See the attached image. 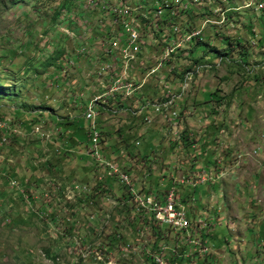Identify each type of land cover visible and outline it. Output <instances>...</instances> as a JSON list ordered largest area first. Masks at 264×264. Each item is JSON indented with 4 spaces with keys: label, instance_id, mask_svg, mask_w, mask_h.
Here are the masks:
<instances>
[{
    "label": "rangeland",
    "instance_id": "1",
    "mask_svg": "<svg viewBox=\"0 0 264 264\" xmlns=\"http://www.w3.org/2000/svg\"><path fill=\"white\" fill-rule=\"evenodd\" d=\"M13 1L0 0V264H149L157 236L142 229L147 221L128 189L86 154L88 137L79 146L63 132L67 122L83 121L87 103L118 75L97 67L109 57L108 44L118 54L123 25L111 18L122 8L130 34L142 37L129 71L140 86L124 93L126 108L100 111L94 122L119 120L121 128L127 108L148 120L135 115L138 131L126 140L118 128L103 139L124 149L115 157L121 168L136 166L132 182L168 185L175 178L166 190L175 188L177 204L192 214L191 237L206 248L198 258L200 247L187 246L184 264H264V1L158 0L157 9L166 8L159 18L157 0H73L54 24L52 10L62 0ZM143 17L156 28L145 29ZM197 29V37L182 40ZM197 41L203 44L191 52ZM90 52L102 57L85 68ZM74 53L82 54L79 69L69 59ZM158 59L167 65L149 75ZM64 60L70 70L58 67ZM212 92L224 101L207 100ZM166 95L175 103H164ZM152 139L153 154H142ZM101 160L102 167L110 162ZM159 229L165 243L183 250L178 233ZM174 254L167 264L179 262Z\"/></svg>",
    "mask_w": 264,
    "mask_h": 264
},
{
    "label": "built area",
    "instance_id": "2",
    "mask_svg": "<svg viewBox=\"0 0 264 264\" xmlns=\"http://www.w3.org/2000/svg\"><path fill=\"white\" fill-rule=\"evenodd\" d=\"M94 0H91V2H87L90 5L93 3ZM154 11V16L156 17H162L164 14V7H160L159 9H152ZM219 12L218 11H214ZM263 12H264V4H263ZM155 17V18H156ZM148 18V17H147ZM152 17V19H155ZM149 19L146 20V18L143 17V21H146L147 28H156L158 25L156 22H150ZM148 21V22H147ZM111 24H122L123 25V34H120L118 37V41H120V48L117 50L118 54H115V51H110V58L111 62H105V69H109V67H116L117 68V62L120 58L121 53H128L131 58H136L135 56V48L138 46L139 42H142V37L139 35V31L137 34H130L129 32V23H124V8L119 10L116 13V18H111ZM198 30H186L182 35V40H189L190 36H197ZM171 44V50L175 46V41L172 42V40L169 42ZM109 46V44H108ZM114 53V54H113ZM168 60V59H167ZM163 61L159 60L158 66H155L154 69H152L149 72V75L154 73L161 65ZM73 61L70 62L72 65ZM133 67V66H132ZM122 82H130L132 83L129 73H126L125 77H122L119 79V82L117 84H111L108 89L102 94H99L95 97V100L93 103H100V104H106L108 97L114 98L117 96V94H124L129 89H122ZM165 102L168 103V106L173 104L174 99L171 98H164ZM93 103L89 106L84 107V118L89 122V127L87 129V145L85 152L86 154L92 159L93 163L101 168L102 170L107 171V174L110 177H114L117 179L120 183H122L127 189L129 194L132 197L133 202V208L136 212L139 213H145L147 216L145 221H147V226H145L142 229H151V225H158L159 227L162 225H171L173 227L174 231H185V238L188 240H191V242L197 246L200 247L199 251V257L201 258L202 250L206 249L205 246L202 245L200 241L197 239H193L191 237L192 235V229H191V222L187 216L186 210L181 206L177 204V193L174 187H171L170 189L166 190L161 197L154 196L153 200H145V193L144 192H138L135 190L134 184L131 181V177L128 172L124 171L119 163L115 160V158H109L103 149L99 148V136L102 135L101 131L97 127V124L95 121L96 114L98 113L97 110H93ZM155 110H159V105L155 104ZM111 110L112 112H116L117 110H113L112 106L107 105V110ZM141 110V109H140ZM143 112L139 113V117L142 116ZM176 112L172 111V115H175ZM144 119L148 120L147 116H143ZM169 120V119H168ZM101 159H110V167H102L101 166ZM205 180V177L204 179ZM201 180V181H202ZM196 182H199V179H196ZM108 216V215H107ZM149 253L150 258L154 261L155 264H167L168 257L167 255H173V246L168 245L167 243L161 244L156 251L149 250L147 251ZM91 251H88V254H90ZM97 257L101 256V253L94 252ZM173 253V254H172Z\"/></svg>",
    "mask_w": 264,
    "mask_h": 264
},
{
    "label": "crops",
    "instance_id": "3",
    "mask_svg": "<svg viewBox=\"0 0 264 264\" xmlns=\"http://www.w3.org/2000/svg\"><path fill=\"white\" fill-rule=\"evenodd\" d=\"M113 26H115V25H113ZM118 27V26H117ZM144 28H147V25H145V27ZM112 38V37H111ZM115 39L117 40V38L115 37ZM116 44H118V41H116ZM111 49H113L112 48V44H109V49L107 50V51H109L108 52V56H110V50ZM104 55V54H103ZM70 56V57H69ZM69 59H72V60H74V64H77L78 62H79V60H78V58L79 57H81L82 56V54L81 55H78V54H69ZM105 56V55H104ZM99 57H102V56H98L97 54H95L94 52H90V53H88V54H84L83 55V58H82V60H81V62L84 64L83 66L85 67V66H87V63L88 64H90L91 62H93L95 59H97V58H99ZM128 59V60H127ZM133 59H135V58H133ZM132 58H131V56H129V55H126V56H120V58L118 59V62H117V68L116 67H111L110 69H107L104 73H106V74H110L111 72H115V73H118V75L117 76H112V80L111 81H109V86L111 85V84H114L115 82H116V80H118V79H121L122 77H120L119 76V74L120 73H123V75H126V73H129V71H131L132 69V62H134V61H132V62H130L131 60H133ZM159 60V59H158ZM157 60V61H158ZM104 62H101L99 65H98V67H97V69H98V74H99V69H100V67L102 66V65H105V62H111L112 60H111V58L110 57H105V59L103 60ZM157 61H156V63H155V65L153 66V67H155L156 65H157ZM167 60H165L164 62H163V64H162V66H164V65H167L165 62H166ZM61 63H63V65H61V66H58L59 68H60V70H64V69H62V67H65L66 69L68 68L67 66H65V64H66V60H64V61H62ZM77 66H78V68L77 69H79L80 68V66H79V64H77ZM161 66V67H162ZM153 67H151V68H153ZM160 67V68H161ZM86 68V67H85ZM150 68V69H151ZM159 68V69H160ZM69 70H70V68H68ZM67 69V70H68ZM62 74H64V73H62ZM68 75H70V72L68 73ZM123 77H125V76H123ZM146 77V76H145ZM65 82L67 81V80H71V78H67L66 76H65ZM144 80V79H143ZM91 83V81H88V83ZM141 82H144V81H141ZM135 91L139 88V86H140V83H137L136 81H135ZM101 87H103V84H102V86ZM107 89H101V92L103 91H106ZM99 95V94H98ZM98 95H95V97L96 96H98ZM123 96H124V94H117V96H115L114 98H111V97H108L109 99L107 100V105H110V106H112V109L113 110H117L116 112H112L111 110H107V105L106 104H100V103H93L94 102V100H95V97H93L88 103H87V105H91L92 103H93V110H97V112H100V111H106V112H110V113H112V114H110V115H115V113H117L119 110H118V108H126V105H125V98H123ZM166 98H169L168 97V95H166ZM148 102H150L149 100H147ZM147 102V103H148ZM144 103V102H143ZM86 105V106H87ZM164 108H167V107H164ZM125 110H127L128 111V114L130 115H128V116H122V115H119V117H122V121H121V123H120V125H119V127H121V128H118V126H116V122L117 121H119V120H116V121H107L106 119H104V120H106V121H101V120H99V121H96V123H97V127L99 128V130L101 131V133L103 134H106V133H108V135H109V133L110 132H114V131H116V128H118V129H121L120 130V132H122V129H123V136H124V140H126L129 136H131V135H134L137 131H138V129H137V126L135 125V121H136V119H138V118H143L144 119V117H139V113H140V109H138V110H136V111H132V113H133V115L131 114V111L127 108V109H125ZM135 115H138V118H136V116ZM37 117H35V118H37V119H39V118H42V117H39V115H36ZM45 118V117H44ZM193 118V117H192ZM199 118L200 117H196L195 118V120L194 121H199ZM82 119H83V121H81V119H80V121H72V122H67V124H64L63 125V127H66V130H63V132H65L64 134L68 137V143L69 144H72V143H77L79 146H84L85 144H86V142L84 141L85 139H86V141H87V126H88V121L84 118V117H82ZM83 122V123H82ZM166 127H167V129L165 130V131H169V129H170V127L169 126H167L166 125ZM163 130V129H162ZM117 132V131H116ZM129 132H131V133H129ZM114 134V133H113ZM140 134L142 135V136H146V135H149V136H151L152 138H154V137H157V139L159 138L158 137V133H157V131H155L154 129H151V130H148V129H142V131L140 132ZM107 135V136H108ZM83 136V137H82ZM83 139V140H82ZM153 140V141H152ZM152 140H149V142H148V145H147V147H146V150L145 149H142L141 150V152H142V154H147V153H149L148 155H152L153 154V152L151 151V147H152V145H153V143L155 142L154 141V139H152ZM102 142H100V145H99V148L100 149H105L106 150V152H107V156L108 157H113V158H115L117 155V151L119 152V153H121L124 149L123 148H121V146H120V148L118 149V147H114V144L112 143V142H110L109 141V139L108 140H106V139H103V137H102V140H101ZM131 141H133V140H131ZM131 141H129V142H131ZM82 142V143H81ZM102 143H103V145L105 146V147H103L102 146ZM71 146V145H70ZM72 148V147H71ZM84 155H85V152H82ZM148 156H146V158H147ZM108 160H110V159H108ZM119 160V159H118ZM117 160V161H118ZM105 161H107V160H105ZM119 162V161H118ZM147 162V161H146ZM125 164L124 165H127V167H123L122 169L124 170V171H126V172H128V173H132L133 171H134V169H137L136 168V166H134L133 165V170L132 169H130V167L132 166V164L130 163V162H124ZM139 163V162H138ZM126 168V169H125ZM174 181H175V178H173V180H171V182H170V184H172L173 183V185L172 186H175L176 187V185L174 184ZM135 182V183H134ZM134 182H133V184H134V187H135V190L136 191H138V192H141V189H143V192L145 193V194H150V193H152L151 191H153L154 190V196H158V197H161L162 195H163V193L165 192V190L170 186V184H168V185H162L163 183H161L160 185H156V184H153V183H149V181H147V180H145V181H143L142 183L140 182V181H138V180H134ZM163 186V188H165V189H163V190H161L160 188ZM205 187V185H201V187ZM200 187V188H201ZM203 191V189H201V192ZM150 195H152V194H150ZM153 196V195H152ZM187 194H186V198L184 199V200H187ZM183 201V200H182ZM187 216H188V218L189 219H192V214L190 213V212H187ZM196 214V213H195ZM140 216L142 217V218H146V214L145 213H140ZM150 218V217H149ZM149 218H147V219H149ZM147 219H145V220H147ZM163 226H165V225H163ZM148 231H149V229H148ZM162 231L164 232V233H168V232H165L164 230H163V228H162ZM175 233H178L177 234V245L179 244V242H181V243H183L184 244V246L182 247V249L183 250H181L179 247H180V245H179V247H175V246H173V252L175 253L174 254V256H176V257H179V262L177 263V264H184V257L187 259V246H193V247H197V246H195L192 242H191V240H188V239H186L185 238V231H181V230H179V231H174ZM204 232V229H202V230H200V234L201 233H203ZM209 232V235L210 234H212L213 233V230H211V231H208ZM209 235H205V233L203 234V239L205 238V240H208V241H210L211 242V244L213 245L214 244V240L213 241H211V237L209 236ZM160 243H165V240L164 239H162L161 238V240L159 241ZM171 246V245H170ZM197 248H199V247H197ZM217 249H213V251H216ZM204 251H206V249H204ZM149 254V253H148ZM199 254V252L197 253V255ZM172 255H167V257H168V260L170 259V258H172L171 257Z\"/></svg>",
    "mask_w": 264,
    "mask_h": 264
},
{
    "label": "trees",
    "instance_id": "4",
    "mask_svg": "<svg viewBox=\"0 0 264 264\" xmlns=\"http://www.w3.org/2000/svg\"><path fill=\"white\" fill-rule=\"evenodd\" d=\"M15 1L16 0H14L13 2L15 3ZM72 1L73 0H62V1H60V2H58L57 4H56V6L53 8V10H52V15H51V24H54L55 23V21H56V19L58 18V16L61 14V13H69L70 11H71V4H72ZM94 1H99V0H94ZM262 2L264 1V0H261ZM86 2H91V0H86ZM156 2H158V0L156 1ZM161 3V2H160ZM162 4V6H163V3H161ZM92 6H95L96 4L95 3H92L91 4ZM99 5V4H98ZM218 8L219 7H216V8H214V11H217L218 10ZM259 10H261L262 12H263V9L261 8V9H259ZM219 11H220V8H219ZM164 13H165V9H164ZM263 14H264V12H263ZM142 21H143V19H142ZM146 22V21H145ZM145 29H147V28H145ZM200 30V29H199ZM121 34H123V32H121ZM198 36V35H197ZM197 36H190V39L193 37V38H195V37H197ZM200 44H203V43H200V41H197V44H196V46L194 47V48H192L191 49V52H193L194 50H195V48L197 47V46H199ZM116 83V82H115ZM114 83V84H115ZM207 100H209L208 98H213V99H215L216 101H218V102H220L221 100H223L224 101V97H214V93L212 92V93H207ZM88 127H89V125L87 126V129H88ZM102 140V136L100 135L99 136V141L100 142H102L101 141ZM87 145V144H86ZM109 158H111V157H109ZM151 227V229L150 230H152L153 231V233L155 234V236H157V238H156V242H154L153 244V247H152V251H156L157 250V248L161 245V244H163V243H160L159 241L161 240V236H160V227L158 226V225H151L150 226ZM164 227H166L167 229L168 228H170V227H168L167 225H165ZM170 229H168V231H169ZM166 232V231H165ZM160 238V239H159ZM163 239V238H162ZM147 261L149 262V264H155L154 263V261L152 260V258H147Z\"/></svg>",
    "mask_w": 264,
    "mask_h": 264
},
{
    "label": "bare ground",
    "instance_id": "5",
    "mask_svg": "<svg viewBox=\"0 0 264 264\" xmlns=\"http://www.w3.org/2000/svg\"><path fill=\"white\" fill-rule=\"evenodd\" d=\"M160 2H162V1H158V2H156L155 3V5H154V8H152V9H157V3H160ZM97 4H99L98 2L96 3V5ZM121 5H123L122 3H120ZM116 4H113L112 6H115ZM119 5V4H118ZM126 5V4H125ZM102 7L105 9V10H107L108 11V8L109 7H111V6H109V5H107V4H105V5H103L102 4ZM164 9H166L165 7H164ZM111 15V14H110ZM113 25H115V26H120V25H118V24H113ZM200 32L198 31V33H197V35L199 34ZM131 34H137V32L135 31H133ZM117 84V83H116ZM128 86H126V85H123V87H122V89H129L125 94H127V95H131L132 93H133V91H134V88L135 87H133V84H127ZM175 100V99H174ZM175 103V102H174ZM174 116V115H173ZM102 136V135H101ZM100 142V141H99ZM92 160V159H91ZM101 162H102V160H101ZM102 164H104L106 167H110V162H108V161H105V162H103ZM102 166V165H101ZM88 187V186H87ZM87 189V188H86ZM90 191V190H89ZM145 200H153V196H151L150 194H145ZM168 227H170V228H168V229H171V230H173V227L171 226V225H167ZM150 230V229H149ZM102 250V249H101ZM146 254H147V256H149V254L146 252ZM203 254V253H202ZM150 257V256H149ZM96 258L98 259V258H100V257H97L96 256Z\"/></svg>",
    "mask_w": 264,
    "mask_h": 264
}]
</instances>
